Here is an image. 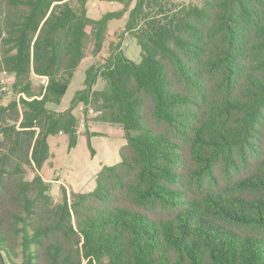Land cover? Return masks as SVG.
<instances>
[{
    "label": "trees",
    "instance_id": "obj_1",
    "mask_svg": "<svg viewBox=\"0 0 264 264\" xmlns=\"http://www.w3.org/2000/svg\"><path fill=\"white\" fill-rule=\"evenodd\" d=\"M117 1L0 0V71L31 98L0 97V264H264V0ZM128 11L141 60L112 44L72 101L123 126L121 162L57 200L49 138L79 119L49 104Z\"/></svg>",
    "mask_w": 264,
    "mask_h": 264
},
{
    "label": "rangeland",
    "instance_id": "obj_2",
    "mask_svg": "<svg viewBox=\"0 0 264 264\" xmlns=\"http://www.w3.org/2000/svg\"><path fill=\"white\" fill-rule=\"evenodd\" d=\"M178 2L196 1L201 3L203 0H176ZM132 2L130 8L135 4ZM125 6L124 2L117 0H88L87 13L90 17L101 18L106 12L116 11ZM129 11L122 19H114L110 22L108 38L105 47L98 56L88 52L85 59L78 67L73 80L60 104H49L50 108L65 111L72 107V101L77 91L85 87L87 69L93 65L102 63L108 59L112 44H119L121 50L132 60H141V47L137 39L131 34L123 35L125 22ZM37 85H47V77L33 75ZM15 74L8 71H0V97L4 104L17 101L20 108L23 106L21 98L23 94L17 93L13 88ZM3 85L5 88H3ZM106 80L99 77L96 90L103 89ZM25 99H31L25 95ZM73 113L78 117L79 136L76 145L70 148V138L67 133H59L50 136V146L52 151L51 159L45 164L41 171L44 179L50 184L52 196L61 200L63 188L70 194V191L91 192L96 187V177L98 172L105 165H114L121 162L119 149L127 143L124 128L118 123H106L90 118H96L98 113L92 106L78 104L72 107ZM88 119L89 121H85ZM91 130L96 134L92 135ZM91 134V146L89 145L87 132ZM134 132L133 134H135ZM94 150V152H93ZM22 260V255L18 258Z\"/></svg>",
    "mask_w": 264,
    "mask_h": 264
},
{
    "label": "crops",
    "instance_id": "obj_3",
    "mask_svg": "<svg viewBox=\"0 0 264 264\" xmlns=\"http://www.w3.org/2000/svg\"><path fill=\"white\" fill-rule=\"evenodd\" d=\"M71 82H72V81H71ZM70 84H71V83H70ZM84 84H85V83H84ZM69 86H70V85H69ZM68 88H69V87H68ZM56 110H57V109H56ZM58 111H59V110H58ZM97 113H98V112H97ZM91 133H92V135L96 134V133L93 132L92 130H91ZM123 134L125 135V130L123 131ZM91 137H92V136H91ZM49 140H50V138H49ZM49 143H50V142H49ZM122 146H123V145H122ZM122 146H121V147H122ZM50 147H51V146H50ZM121 147H120V148H121ZM51 152H52V151H51ZM119 153H120V149H119ZM50 159H51V158H50ZM50 159H49V160H50ZM70 192H72V191H70ZM70 192H69V193H70ZM75 192H76V191H75Z\"/></svg>",
    "mask_w": 264,
    "mask_h": 264
},
{
    "label": "built area",
    "instance_id": "obj_4",
    "mask_svg": "<svg viewBox=\"0 0 264 264\" xmlns=\"http://www.w3.org/2000/svg\"><path fill=\"white\" fill-rule=\"evenodd\" d=\"M43 76V75H42ZM47 77V76H46ZM47 84H48V77H47ZM47 86V85H46ZM3 88H5V86L3 85ZM24 98L26 97L25 94H23ZM29 100V99H28ZM31 100V99H30Z\"/></svg>",
    "mask_w": 264,
    "mask_h": 264
}]
</instances>
